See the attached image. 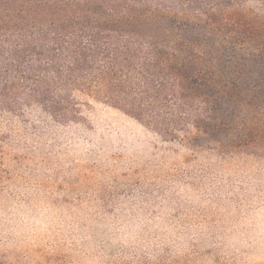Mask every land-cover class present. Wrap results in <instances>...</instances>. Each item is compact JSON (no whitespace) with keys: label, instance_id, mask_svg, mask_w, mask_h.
<instances>
[{"label":"rangeland","instance_id":"1","mask_svg":"<svg viewBox=\"0 0 264 264\" xmlns=\"http://www.w3.org/2000/svg\"><path fill=\"white\" fill-rule=\"evenodd\" d=\"M75 96L0 103V264H264V154Z\"/></svg>","mask_w":264,"mask_h":264},{"label":"trees","instance_id":"2","mask_svg":"<svg viewBox=\"0 0 264 264\" xmlns=\"http://www.w3.org/2000/svg\"><path fill=\"white\" fill-rule=\"evenodd\" d=\"M249 1L0 0V103L67 121L82 92L166 135L192 126L264 154V15Z\"/></svg>","mask_w":264,"mask_h":264}]
</instances>
